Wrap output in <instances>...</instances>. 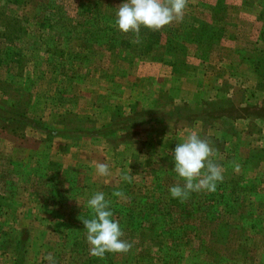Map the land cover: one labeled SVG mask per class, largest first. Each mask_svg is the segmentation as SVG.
Masks as SVG:
<instances>
[{"label":"rangeland","instance_id":"rangeland-1","mask_svg":"<svg viewBox=\"0 0 264 264\" xmlns=\"http://www.w3.org/2000/svg\"><path fill=\"white\" fill-rule=\"evenodd\" d=\"M122 2L0 0V130L22 160L17 166L5 160L0 168V223L6 215L1 263L13 264L18 252L16 247L12 258L4 256L11 246L4 226L15 212L39 231L25 264H49V255L56 264H81V255L69 259L71 245L52 233L60 225L46 213L50 199L63 215L94 193L122 191V183L131 186L130 200L139 188L149 203L166 198L172 185L183 183L172 170V149L194 130L223 167L214 192L189 195L202 208L194 215L211 222L192 220L186 244L162 233L147 242L151 258L134 260L140 249L127 256L132 264H171V255L181 253L179 264H264V132L258 141L245 137L232 120L242 114L264 118V0H188L182 22L158 31L141 27L138 35L114 26ZM213 61L232 79L257 85L244 111L239 90L233 97L232 88L220 87L215 100L202 91ZM222 106L223 113L237 114L219 120ZM98 163H107L110 175H97ZM122 174L132 181L124 182ZM153 205V212L160 211ZM78 216L73 224L83 222ZM157 217L161 221L163 214ZM189 244L192 252L184 247Z\"/></svg>","mask_w":264,"mask_h":264},{"label":"clouds","instance_id":"clouds-1","mask_svg":"<svg viewBox=\"0 0 264 264\" xmlns=\"http://www.w3.org/2000/svg\"><path fill=\"white\" fill-rule=\"evenodd\" d=\"M188 0H123L115 12L114 26L123 33L139 34L141 27L158 31L172 22H182ZM210 143L202 139L198 132L190 130L183 140L172 149V170L183 183L169 188L173 199H187L193 192H214L217 183L223 180V167L213 159ZM100 177L110 175L107 163L96 164ZM132 176L122 174L121 179L130 183ZM123 197V192L114 193ZM93 215L84 219L86 243L93 256L102 257L105 253H125L131 245L123 237L120 223L114 219L110 201L103 192L94 193L87 201ZM49 264H56L52 256Z\"/></svg>","mask_w":264,"mask_h":264},{"label":"trees","instance_id":"trees-1","mask_svg":"<svg viewBox=\"0 0 264 264\" xmlns=\"http://www.w3.org/2000/svg\"><path fill=\"white\" fill-rule=\"evenodd\" d=\"M95 22L94 24H96ZM93 24V25H94ZM172 40V39H169ZM134 40H132V43ZM104 45H108V43H104ZM136 47H132V54H135ZM23 118H25V115ZM22 118V120H23ZM26 119V118H25ZM27 120V119H26ZM130 185L127 183H122L121 190L119 192H123L124 196H116L114 193L111 195H105L106 199L110 201V207L113 212L114 219L120 223L121 229L123 231V237L127 243L131 245V251H135L137 249L138 253L134 255V260L139 261L144 258H151L153 256L151 252V244L155 242L157 239L161 238L162 233H166L170 236L171 242H175V238L180 237L184 238V243L186 244L189 239L188 237H184L185 233L189 229V224L192 223V220L196 221L198 218V222L206 221L211 222L202 215H194V209L198 207V209H202L201 206L198 205L197 201L188 197L187 199L181 201L179 199H173L170 195H165L166 198L160 197L154 200L153 203H149L151 199H149L148 195L143 192L144 188H139V195L130 200ZM121 198L125 200H120ZM207 198V197H206ZM209 199V198H207ZM49 208H46V213H49L50 216L57 222L56 225H60V227H55V231L52 232L54 235H58L60 238V242L63 241L64 244H70L71 248L69 249V259L74 260L77 255L80 256L81 264H132V257L127 256V252L125 253H105L102 257L93 256L90 253V250L85 246L86 243V233L84 231V224L78 223V225L73 224L77 220L80 221V216L78 214H82V219H90L93 215L92 211L88 209L87 203L86 205H73L67 206L72 207L71 210L66 207L65 214L61 215L56 210L59 206L55 203V200L50 199ZM207 202V201H204ZM221 202V201H220ZM219 203V201L215 202ZM238 201H233V208H237ZM156 204L160 211L153 212L154 205ZM208 204V203H207ZM222 204V203H221ZM223 204L228 205L229 203L224 202ZM61 206H64L61 203ZM208 206V205H207ZM229 206L232 208L231 204ZM156 207V206H155ZM209 207V206H208ZM59 209H62L60 207ZM82 210V212H79ZM210 212V210H209ZM58 213V214H57ZM77 214V216H76ZM157 214H163V219L159 221ZM199 216V217H197ZM44 219H48L44 217ZM159 222L161 225L158 226ZM221 227L225 225V227L229 226L228 223L218 222ZM4 224V222H3ZM63 225V227H61ZM71 225H75V227L69 232L66 230ZM184 225V226H183ZM218 225V224H217ZM162 226L163 228H159ZM219 227V226H218ZM222 229V228H221ZM7 234V233H4ZM74 237L76 239H72L68 241V237ZM174 236V237H173ZM11 237V236H10ZM39 237V231L36 232L32 229H22L16 234V244H17V255H15V259L12 262L13 264H25L27 260L25 259V254L28 252L29 248L33 246L34 241H36ZM197 239V235L194 237V240ZM75 240L72 246V242ZM77 240V241H76ZM191 241V240H190ZM147 242L151 243L147 245ZM146 244V246H145ZM156 244V243H155ZM179 245L173 244V247L179 248L181 245V240H179ZM159 246V244H158ZM187 247L189 252H192L194 248L190 249ZM90 248V246H89ZM20 249L22 251H20ZM160 250V249H159ZM161 251V250H160ZM170 259L171 264H179V259L184 258V253L179 255H171ZM161 258V257H160ZM160 258L158 260L160 261ZM79 259L77 262H80ZM165 264H168L169 260L164 261L161 260Z\"/></svg>","mask_w":264,"mask_h":264},{"label":"crops","instance_id":"crops-1","mask_svg":"<svg viewBox=\"0 0 264 264\" xmlns=\"http://www.w3.org/2000/svg\"><path fill=\"white\" fill-rule=\"evenodd\" d=\"M214 63L215 62L213 61V64L208 67V71L207 70L205 71V73H206L205 80L206 81H204L202 84V87H201V88H203L202 91L204 90L205 92H208L209 94H213V96L208 100H215V99H218L217 96L220 93V91L221 92L223 91L220 87H228L229 86L230 89L232 88V92L234 93L233 97L235 95H237L236 93L239 90L241 92V95H242L240 97V99H241V105L240 106H242V110L244 111L247 107V103L251 102V100H252L251 99V89L256 91L257 85H255L253 83H250L249 85L245 84V83L242 84L240 82V77L238 78L239 81L237 80L238 81L237 82L235 79H232L230 77L228 72L224 69V67L221 64H219V66H216ZM219 63H221V62L219 61ZM219 67H222L224 70H220ZM214 94H216V96ZM231 99H232V97H231ZM226 101H222V104ZM223 109H224L223 106H222V108L221 107L219 108L220 116H222V115L224 116L223 118L220 117L219 120H221V121H222V119H226L227 117L232 116L233 114H237V113H233L231 115V113H229L228 111L223 113L224 112ZM200 118H203V117H200ZM204 119L211 120L212 118L206 116ZM261 119L262 118H260V116L257 117V115L256 116H248L245 114L244 115L242 114V116L239 117L238 119L232 118V120H234L233 122L235 123V127H237L239 129V131H241L243 133V136L245 135V137L248 136L250 138L256 137L257 141H258V139L262 138V137H260V136H262L261 135V129H262V132H264V118L262 120ZM194 122H195V125L199 124L198 120H195ZM251 122L253 124H251ZM259 122H262V124ZM254 123H257L256 124L257 126H255ZM174 128L175 129L177 128V123L174 124ZM1 131L2 130H0V168H4L3 163L5 162V160L7 161V163L9 162L10 165L12 164V160L15 161V165L17 166L18 162H20L22 160H19L18 158H16L17 157L16 144L14 142H12L13 144H10V142L7 141V140H9V139H7L8 134L6 132L3 133ZM259 144L264 146V143H259ZM6 176H8V175H6ZM3 187H4L5 192H7L8 189H7L6 184H4ZM8 188H10V186ZM14 192H15V190H14ZM19 205H22L21 201L19 202ZM17 207L15 209H17ZM20 207H22V206H20ZM1 211H2V207L0 206V213H1ZM25 212L26 211L24 210V213ZM24 215H26V214H24ZM1 216H2L3 221H4V219H6V215L4 213H2ZM19 218H22V215L21 214L17 215L14 212L12 217H11V224H9L8 227L4 226L5 231L3 233L8 234V240L10 241L8 244L11 245L9 248H7V254H4V256L8 255L7 257L9 259L12 258V256H14V252H15V249L17 247L16 239H15L16 234L19 231H21L22 229H29V223L24 225L23 224V218L22 219H19ZM3 221H1V223H0L1 226L3 224ZM2 254L3 253L0 252V258L3 256ZM4 263L6 264L5 261H3L2 263L0 261V264H4ZM8 263L9 262L7 260V264Z\"/></svg>","mask_w":264,"mask_h":264}]
</instances>
